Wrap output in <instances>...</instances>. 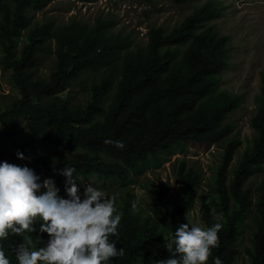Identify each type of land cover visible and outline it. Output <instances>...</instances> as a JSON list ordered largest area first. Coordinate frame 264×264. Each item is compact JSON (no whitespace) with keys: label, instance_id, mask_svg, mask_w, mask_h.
Returning <instances> with one entry per match:
<instances>
[{"label":"trees","instance_id":"trees-1","mask_svg":"<svg viewBox=\"0 0 264 264\" xmlns=\"http://www.w3.org/2000/svg\"><path fill=\"white\" fill-rule=\"evenodd\" d=\"M52 1L0 0V65L10 71L17 91L0 112V162L33 169L41 183L52 179L58 194L67 199L70 185L61 174L67 166L76 169L80 193L83 180L92 176L126 187L171 156L185 153L186 143L219 145L223 153L212 178V195L199 193L200 174L181 160L174 172L183 183L182 199L169 200L168 185L151 184L146 189L149 214H138L132 209L135 200L129 198L116 209L114 215H122L119 239H110L125 255L113 258L112 264H155L169 258L165 239L172 241L175 229L188 223L187 213L197 201L205 228L222 224L219 247L207 264H214L215 257L222 264H235L237 242L252 212L255 229L244 251L246 264H264V69L250 120L253 136L230 172L242 143L230 137L232 127L224 121L241 98L218 89L230 51L229 37L211 23L220 11L207 2L169 32L151 28L145 46L133 48L129 40L111 33V20L57 25L48 18L32 26L31 12ZM170 1L181 5L189 0ZM50 56L54 60L44 75L42 66ZM88 72L98 77L83 101L62 95ZM37 138L54 151L40 153ZM108 140L125 146L117 148ZM17 152L27 159H19ZM258 174L259 183L248 186ZM213 210L222 218L217 220ZM40 223L33 233L10 232L0 241L10 264H18L15 250L24 237H31L33 250L46 245L49 237L39 232Z\"/></svg>","mask_w":264,"mask_h":264},{"label":"rangeland","instance_id":"rangeland-1","mask_svg":"<svg viewBox=\"0 0 264 264\" xmlns=\"http://www.w3.org/2000/svg\"><path fill=\"white\" fill-rule=\"evenodd\" d=\"M207 2H212L220 11L217 18L211 20L220 34L230 39L229 63L219 77L218 89L241 98L240 105L224 121L232 127L231 138L239 139L241 146L234 156L230 172L235 166L253 136L250 120L256 112V98L260 94V73L264 69V0H189L177 5L170 0H158L153 4L143 0H53L43 10L32 11V26L45 19L55 20L57 25L67 24L71 20L93 24L96 19L111 20L114 26L111 33L130 41L131 46H145L147 33L151 28H162L166 32L178 26L185 17ZM54 56L48 57L42 74L46 75ZM98 73H85L72 87L62 95L70 96L73 102L83 101L88 88ZM17 96V91L10 82V71L0 65V112ZM36 148L42 154L54 151L52 147L36 139ZM223 149L219 145L186 143V152L171 156L160 168L148 170L136 179V183L120 186L115 182L92 176L83 180L82 194L85 186H92L103 191L105 196L115 201L116 209L129 198L136 202V211L145 216L150 213L149 198L146 189L169 186L168 199L179 201L184 195L183 183L175 175L179 161L184 160L186 168H192L200 174L199 193L212 195V178L220 164ZM261 174L252 177L248 186L255 187ZM191 223H198L205 228L202 208L197 201L187 213ZM40 221H37L39 223ZM35 224V225H36ZM34 225V226H35ZM255 229V214L252 212L244 221L242 233L237 242L239 254L235 264H246L248 258L244 251L250 247L252 232Z\"/></svg>","mask_w":264,"mask_h":264},{"label":"clouds","instance_id":"clouds-1","mask_svg":"<svg viewBox=\"0 0 264 264\" xmlns=\"http://www.w3.org/2000/svg\"><path fill=\"white\" fill-rule=\"evenodd\" d=\"M123 149L122 141H105ZM19 159H27L17 152ZM76 169L65 167L61 172L67 178L68 198H62L52 179L41 178L27 166L21 167L0 162V241L9 238L10 232L21 235L37 231L34 225L40 221L39 232L49 237L46 245L31 249V237L15 250L18 264H112L113 258L123 257L124 248L110 238L119 239L118 226L122 215L115 214V201L91 184L81 195L74 179ZM45 192L38 195L41 189ZM136 209V202L132 203ZM216 219L222 218L216 214ZM222 224L209 228L198 223H182L174 231L173 240L165 239L164 247L169 258L155 260V264H207L212 250L219 247L218 233ZM40 240V239H39ZM0 264H10L5 251L0 248ZM214 264H222L215 257Z\"/></svg>","mask_w":264,"mask_h":264}]
</instances>
